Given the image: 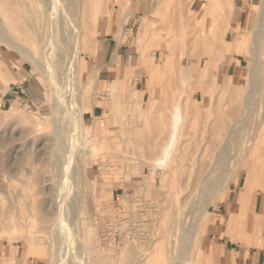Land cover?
<instances>
[{"label": "rangeland", "instance_id": "obj_1", "mask_svg": "<svg viewBox=\"0 0 264 264\" xmlns=\"http://www.w3.org/2000/svg\"><path fill=\"white\" fill-rule=\"evenodd\" d=\"M34 1L41 8L0 0L4 25L39 62L0 41L14 75L0 102V249L91 264L88 242L92 264H156L164 247L166 264H218V244L264 237V32L252 50L264 0H147L136 40L148 60L131 69L147 79L145 106L120 105L118 83L101 81L114 64L108 10L92 15L91 0L83 29L82 0ZM176 105L174 149L155 168Z\"/></svg>", "mask_w": 264, "mask_h": 264}, {"label": "crops", "instance_id": "obj_2", "mask_svg": "<svg viewBox=\"0 0 264 264\" xmlns=\"http://www.w3.org/2000/svg\"><path fill=\"white\" fill-rule=\"evenodd\" d=\"M146 3L147 0H107L106 3L109 13L104 16L102 31L105 40L109 41L107 46L109 61L114 63V67L117 66V70L112 69V64L107 65L102 71L101 81L109 84L118 83L120 105L140 102L141 106H145L149 98L150 89L146 87L147 79L134 77L131 73L132 66L138 63V59L144 61L146 56L144 52L137 51L139 44L136 40L139 20L147 11ZM123 8L128 10L125 17L121 15ZM125 36L126 38L128 36L127 40ZM163 61L164 53L161 55L160 62ZM6 67V64L0 62L2 105L12 100L8 87L14 75ZM97 112L99 110L93 107L92 116L95 117ZM246 241L245 245L232 242L218 244L216 262L218 264H264V237L254 240L251 236ZM38 259L28 254L26 248L22 246L0 249V264H38Z\"/></svg>", "mask_w": 264, "mask_h": 264}, {"label": "bare ground", "instance_id": "obj_3", "mask_svg": "<svg viewBox=\"0 0 264 264\" xmlns=\"http://www.w3.org/2000/svg\"><path fill=\"white\" fill-rule=\"evenodd\" d=\"M82 6L80 7L81 9V13H82V16H81V27L86 28V21H85V13L87 11V8H86V5L91 2V0H82ZM167 2V1H166ZM29 4L31 5L32 8H36L37 10L39 9L40 7V4L35 2L34 0H31V2H29ZM41 8V7H40ZM46 8V7H44ZM43 9V8H42ZM44 10V9H43ZM42 10V12H43ZM107 11V6H106V0H102V1H98L96 3L93 4L92 6V9H91V12H92V15H96V13L98 12H102V11ZM216 10V5L213 4V2H210V5H208L207 7V12H212V15H214L213 13L215 12ZM95 11V12H94ZM56 16V15H55ZM54 16V18L56 19V17ZM263 17H264V13L262 14V17L260 16V19H262L260 22H261V25H259V27H257L256 31H255V36L253 38V45H254V48L252 49L253 50V56L254 55H257L256 51H257V46H258V40L262 34L263 31V24H264V21H263ZM55 19H53L54 21V24L56 25V21ZM95 19V18H94ZM208 20V19H207ZM97 21V20H96ZM94 24V23H93ZM96 24L93 25V27L95 26ZM210 29V28H209ZM79 29H76L75 32H74V44L76 46H78L79 44V41H80V36L82 37V46L85 47L86 45V34L85 32L83 31L82 34H80V36L78 35L79 34ZM121 38V37H120ZM0 41H2L3 43L7 44L11 49L15 50L16 52L20 53L22 56H24V58H26V60H28L29 62H32L34 63L35 65H39V62L34 54V52L26 47L25 45H23L22 43H19L17 41L14 40V35H12L8 29L6 28V26L4 25L3 23V20L0 16ZM232 43V42H231ZM235 44V43H234ZM79 47V46H78ZM231 47V45H230ZM235 48L236 50L238 51L237 49V46L235 45ZM77 49V47H76ZM75 49V50H76ZM79 49V48H78ZM228 49V48H226ZM231 49V48H230ZM228 49V50H230ZM224 52V51H223ZM77 54V52H76ZM78 55V54H77ZM260 56V55H259ZM231 58V57H230ZM229 58V59H230ZM255 58H257L255 56ZM76 57H74L73 60H75ZM78 60V58H77ZM257 61V60H256ZM77 62V61H76ZM74 63V62H73ZM76 64V63H75ZM80 64V63H79ZM168 65V64H167ZM148 69V68H147ZM169 70V69H168ZM165 76V75H164ZM255 76V75H254ZM158 77V76H157ZM161 78V76H160ZM162 79V78H161ZM252 85V84H251ZM112 90V89H111ZM250 97V96H248ZM249 99V98H248ZM250 102V101H249ZM245 112L247 114L248 112V107L245 108ZM244 117L245 115L243 116L242 120H244ZM77 118V117H76ZM182 120V114H181V111L179 109V107L176 105L172 111V114H171V132H170V135H169V139L167 140V142L165 143V145L161 148L160 152H159V155L157 157H155L152 161V165L155 167V168H163L164 166H166L167 164V161L169 160V157L172 153V150L174 149V144H175V141H176V138H177V133H178V130H179V125H180V122ZM77 121V120H76ZM76 124V123H74ZM77 130V129H76ZM78 131V130H77ZM222 157H223V154L221 153ZM220 158V157H219ZM223 160V158H221ZM225 159V158H224ZM192 225V224H191ZM47 227V224H44L43 226V230L46 229ZM195 227V225L193 226ZM171 229H169L170 231ZM88 231L90 232V230L88 229ZM87 231V232H88ZM185 233V232H184ZM183 233V235H184ZM168 235H170L171 237L172 236H175L176 234L174 233V230L172 229L170 233H167ZM166 234V235H167ZM26 235V234H25ZM165 235V236H166ZM182 235V236H183ZM186 235V234H185ZM193 235V234H192ZM164 236V237H165ZM163 237V238H164ZM175 238V237H174ZM192 238V237H190ZM184 239V237H183ZM187 240V238H186ZM185 240V241H186ZM41 239H37L36 241H31V243H40ZM176 241V240H175ZM175 241H171V247H173V242ZM184 241V242H185ZM165 243V241H164ZM188 243V242H187ZM175 245L177 243H174ZM189 244V243H188ZM89 243L87 242L85 244V246L83 247V250L85 252V256L87 257V262H90L91 264L94 263V260L92 258H94V256L91 255V253L89 252V247H88ZM175 245H174V248H175ZM186 245V244H185ZM165 246V245H164ZM181 246V245H180ZM184 246V245H182ZM187 246V245H186ZM190 246V245H189ZM185 248V246L183 247ZM188 248V247H187ZM170 249V248H169ZM172 250V248H171ZM134 251V250H133ZM188 251V250H187ZM165 249L164 247H160V249H158L157 253L154 254V262L156 264H166L168 258L167 256L165 255ZM186 252V251H185ZM184 252V253H185ZM172 253V251H171ZM144 255V254H143ZM180 255V254H179ZM180 257V256H179ZM199 257V256H198ZM89 258V259H88ZM177 259V257H175ZM175 261V259L173 260V262ZM56 262V261H55ZM177 262V261H176ZM175 262V263H176ZM173 263V264H175Z\"/></svg>", "mask_w": 264, "mask_h": 264}]
</instances>
